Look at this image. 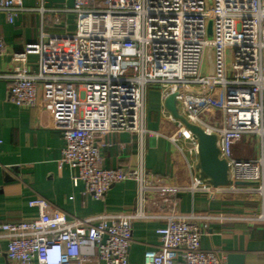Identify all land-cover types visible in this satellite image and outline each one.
<instances>
[{"label":"built area","instance_id":"2783aa9c","mask_svg":"<svg viewBox=\"0 0 264 264\" xmlns=\"http://www.w3.org/2000/svg\"><path fill=\"white\" fill-rule=\"evenodd\" d=\"M73 2V32L43 33L13 54L9 99L33 106L41 87L52 126L65 139L59 167H68L74 182L83 180L85 193L96 199L113 185L134 180L137 206L128 213L69 218L36 195L29 205L38 209L37 218L0 222L6 264H129L134 223L147 217L146 205L159 204L157 197L169 203L182 190L167 175L147 171L142 159L134 169L102 164L110 133L142 137L147 131V94L153 86L165 98L177 93L180 114L217 135L232 183L203 189L264 199V0ZM20 10L21 1L0 0V13L10 22ZM4 49L0 37V54ZM209 50L213 75L209 63L208 74L202 73ZM214 114L217 123L203 117ZM164 121L174 125L171 142L179 147L181 139L189 140L198 154L197 141L181 120L165 109ZM250 136L259 139L257 156H237V145ZM257 218L264 222V211ZM156 231L160 244L145 251L144 264H224L217 251L201 246L203 231L190 217L172 214Z\"/></svg>","mask_w":264,"mask_h":264},{"label":"crops","instance_id":"0c3cea01","mask_svg":"<svg viewBox=\"0 0 264 264\" xmlns=\"http://www.w3.org/2000/svg\"><path fill=\"white\" fill-rule=\"evenodd\" d=\"M19 1L22 10L13 22L0 13V37L5 43L0 54V222L37 218L38 209L29 205L36 195L45 197L69 218L132 212L138 198L134 180L119 182L103 199H96L85 193L83 180L74 182L68 167H59L65 139L52 126L41 87L33 106H20L9 99L13 54L27 43L39 41L43 33L64 34L76 29L73 0ZM153 94L158 100L150 104L147 94L145 134L141 137L132 131H114L102 148L106 167L134 169L142 159L147 171L167 175L174 185L182 187L171 202L162 203L157 197L159 204L146 205L147 217L134 223L129 264H144L145 251L160 244L157 228L172 214L197 223L203 231L201 246L217 251L224 263L229 253L236 252L244 256L243 264H264V222L257 218L264 211V199L256 193L205 191L203 187L214 185L198 178V154L193 143L181 139L178 147L169 140L174 126L164 121L165 97L160 90ZM242 146L243 142L237 145V153ZM6 249L7 240L2 238L0 264L7 262Z\"/></svg>","mask_w":264,"mask_h":264},{"label":"water","instance_id":"95a60500","mask_svg":"<svg viewBox=\"0 0 264 264\" xmlns=\"http://www.w3.org/2000/svg\"><path fill=\"white\" fill-rule=\"evenodd\" d=\"M210 66L209 74L214 73V63L211 50L207 54ZM177 93H172L164 99L165 108L173 115V117L181 120L185 126L191 131L193 137L197 141L198 148V178L202 181H208L214 186L230 185V171L226 160L219 157V148L217 145V135L207 133L201 126L189 123L179 112ZM242 185L244 183L237 182ZM248 184V183H247ZM244 256L241 253L231 252L227 256L224 264H243Z\"/></svg>","mask_w":264,"mask_h":264},{"label":"rangeland","instance_id":"374dc122","mask_svg":"<svg viewBox=\"0 0 264 264\" xmlns=\"http://www.w3.org/2000/svg\"><path fill=\"white\" fill-rule=\"evenodd\" d=\"M231 51L232 49H229V53H228V64H230V60H231ZM202 73L203 74H208V61H207V57H206V62L204 63V66H203V70H202ZM153 91L154 92H159V88L157 86H153L149 89L148 91V100L151 104V101H155V100H158V95L157 94H153ZM205 117L206 120H210L212 123H217L219 121V117L217 114H214L211 116V118L209 119L208 117L206 116H203ZM171 126H174V125H171ZM258 137L257 136H250L248 138H246L243 142V146H242V150L239 151L238 153L236 152L235 150V154L237 156H244V154H246L245 156L250 158V157H256L257 154H258V149H259V144H258Z\"/></svg>","mask_w":264,"mask_h":264}]
</instances>
